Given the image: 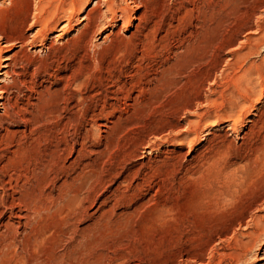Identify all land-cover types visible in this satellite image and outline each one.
Returning a JSON list of instances; mask_svg holds the SVG:
<instances>
[{
    "label": "rangeland",
    "instance_id": "1",
    "mask_svg": "<svg viewBox=\"0 0 264 264\" xmlns=\"http://www.w3.org/2000/svg\"><path fill=\"white\" fill-rule=\"evenodd\" d=\"M35 2L0 0L5 24L13 26L24 19L29 21ZM93 4L92 0L88 1L85 8ZM214 6L217 12L212 16L208 11V15L204 13L210 4L197 3L194 9L186 11L187 15L181 11L185 15L178 14L177 21H174L175 31L166 47L155 39L145 45L147 48L136 45L143 52L142 60L137 61L134 57L126 62L127 57L122 58L134 46L132 40L125 39L133 27L121 29L109 46L95 47L94 55L90 53L91 57L81 59L83 65L96 62L91 71L93 75L89 79L80 76L79 86L83 88L71 85V92L77 90L82 103L77 109L68 106L63 112L78 120L75 148L82 156H75L77 160L72 174H81V180H85L82 194L86 193L87 183L91 196V202L85 204L87 212L78 211L81 220L76 224L77 239L82 242L74 249L75 256L90 257L89 261L79 264H215L219 260L222 264H229L243 252L241 243L251 241L244 234L256 227L264 232V67L260 70L251 66V62L259 64L263 60L264 44L256 54L250 52L234 60L231 55L232 52H244L248 47L251 49L247 39L258 35L260 26L264 25V0H217ZM132 8L135 13L140 10ZM204 15L220 42H231L221 52L217 70L204 84L201 83L214 63L213 48L208 44L196 51L198 54L195 52L191 66L176 78L175 83L163 84L153 94L151 90L141 91V86L147 87L142 82L149 80L143 74L160 69L164 58L171 56V51H178L177 39L186 35L183 30L196 22L201 23ZM132 22L136 23V19L133 18ZM116 24L115 32L122 23L119 20ZM27 25L24 31L32 33L35 28L26 29ZM73 26L52 44L50 52L58 55L72 49L74 44L70 42L66 47L65 39L74 36L79 21H74ZM58 28L49 31L47 36L60 33ZM110 29L111 24L107 23V27L94 36L92 43L98 45ZM49 40L45 43L48 44ZM44 49L37 44L31 47L35 58L45 57L47 51ZM135 50L132 56L138 54ZM9 53L5 51L3 55ZM77 59L70 64L76 66ZM132 64L141 68L137 71L139 74L130 78L131 81L127 79L124 85L116 86L109 79L108 72L117 69L124 68L123 71L131 73ZM115 87L119 88L117 93ZM88 91L91 98H86ZM87 105L89 107L85 109ZM90 109L94 113L93 128L85 119ZM187 125L189 129L196 127V133H189L180 142L179 138H183L188 130ZM86 128L90 129L89 133L84 131ZM4 147L10 151L15 149L13 144L1 141L0 149ZM129 151H135L136 157L130 158ZM227 174L237 176L234 180ZM103 201L105 204L101 205ZM58 218L50 214L26 224L25 231H20L7 246L0 244V264H59L57 253L67 244V235L61 232L63 227ZM1 221L5 222L6 217ZM263 234L243 262L237 264H264ZM208 242V250L199 249ZM198 249L201 253L199 260L194 258ZM186 251L193 254L192 260H182L184 257L180 256Z\"/></svg>",
    "mask_w": 264,
    "mask_h": 264
},
{
    "label": "bare ground",
    "instance_id": "2",
    "mask_svg": "<svg viewBox=\"0 0 264 264\" xmlns=\"http://www.w3.org/2000/svg\"><path fill=\"white\" fill-rule=\"evenodd\" d=\"M88 1L91 0H36L31 19H29V21L24 19L21 22L19 21L20 23L18 22V24L13 26H7V23L5 24L2 16L3 12H1L3 9H0V99H2V101H0V132L2 131V133H0V142L6 141L9 144H13L15 148L11 151L6 150L5 147L4 149H0V244L7 246V244L12 242L14 237L20 231H25L24 225L32 223L33 221L40 218H47V216L51 214V216H56L57 218L59 217L58 221H60V224L63 227L61 232L64 235H67V244L64 246L62 251L57 253V259L60 261L59 264H73V260H76V264H79V262L82 263L89 261L90 258H85L84 256H75L76 254L74 252V249L82 242L81 240L77 239L79 232L77 230L76 224L81 220L78 215V211L81 210L83 214L87 212V209H85L87 205L86 203L87 201L91 202V196L89 197L88 195L90 190L87 183L85 188L86 193L84 195L82 194V191H84L82 189V184L85 183V180H81V174L77 176L72 174V170L76 165L77 160L75 156L79 158L81 155V151L75 148L77 144V133L79 132V129L76 127V121L78 120L77 118L75 119V116H72V114H63L64 110L68 106H70L71 109H77L81 102V96L79 95V92L75 89L73 92H71L70 87L73 85L79 86L80 76H85L84 78L89 79L92 74L91 71H93L96 66V62H94L93 65L89 63L83 65L81 59H88L91 57L90 53L94 55L95 51L93 50L95 47L106 45L109 46L114 41V37L119 35L121 29L133 27V30L129 32L125 39L129 41L132 40L134 42V46L132 47L131 51L129 50V54L123 55L122 58L127 57L126 62L128 60L130 61L132 58L134 59V57L136 60H142L141 57L144 58L143 52L138 50L136 45L147 48L145 45L155 39L160 44H162V46L164 45V47H166L167 42L170 40V37L173 36L172 33L176 28L174 21H177L179 13L182 14L181 11L186 13V11H191L194 9L197 3H202L210 4V8L205 9V15L207 14V11L211 14V16L214 12H217L215 11L216 7L214 6L217 4V0H92L94 3L93 6L90 8H85ZM132 7L140 9L139 12L135 13L136 10L133 11ZM163 9L164 12H162ZM83 11L84 13L80 15V13ZM187 14L189 13H186V15ZM182 15L185 14L183 13ZM205 15L202 21L199 20L201 23L198 24V22H196L194 25H190L183 30V33L185 32L186 35L177 39L178 45L176 49L178 51L172 52L170 50L171 56H168L167 54L168 57L164 58L160 69L143 74L144 78L147 77L149 80H145V83L142 82L143 84H146L147 87L144 85L141 86V91L151 90L153 94V92L156 93L159 91L158 89L161 87V85L166 84L167 86V84H170L169 82L171 81L175 83L176 78L181 74H184L183 72L191 66L193 60L192 57L195 52L199 49L202 50V48L207 47L208 44H211L213 48L212 54L214 56V63L212 64V69L210 72L205 74V78L201 83L204 84L211 77L212 73L217 70L221 52L226 46L230 45L231 42H220L217 32L213 29L214 27L212 28L209 25V20H206ZM133 18L136 19V23L132 22ZM119 20L121 21L122 25L115 32L113 31V28L117 27L116 21ZM74 21H79L80 26L75 29V33L73 34L74 36L72 38L69 37L70 39L67 41L65 39V45L70 42L74 44L72 49H67L65 52L63 51L59 54L56 52L58 55L50 52L49 50L51 49L52 44L62 37L61 35L67 33L69 29L74 27ZM107 23L111 24V29L109 32L104 36L98 45L92 43L94 36L103 31V29L107 27ZM26 25L28 26L26 29L32 27L35 28V30L32 33L25 32L24 29ZM57 26H59L58 30L60 33L55 36H47L48 32L57 29ZM216 28H218L217 25ZM47 39H50L48 44L45 43ZM247 40L249 44L251 43V49L248 47L244 52H232L231 55L233 60L237 59L243 54H249L251 52V55H253L259 52L258 48L264 44V25L260 26V32L258 35L256 34V36ZM35 44H37L38 47L45 48L44 51H49L48 53L46 52L44 55L45 57H40V54H38L40 55L38 58L33 56L31 47H34ZM14 47L17 48L14 49ZM66 47L68 46L66 45ZM134 50L138 54L132 56ZM231 50H234V48ZM5 51L10 53L8 55H3ZM39 51H41L40 48ZM77 56H79L78 59ZM76 59L77 67L73 64V66L70 64ZM252 65H254L253 67L260 68L261 70L264 67V58L259 64L251 62V66ZM140 68L141 66H133L132 64L130 68L132 71L131 73L125 72L122 70L124 68H121L108 72V76L116 86L118 84L124 85L127 82V79L129 80L131 77H133V75H135ZM257 68L256 70H258ZM111 81L110 84L112 83ZM79 87L83 88L82 85ZM119 88H121L120 85ZM119 88L115 87L114 89H116V91L114 89L113 90L117 93V89L119 91ZM89 91L86 94V98L92 97L90 96L91 94H89ZM115 92L113 94H115ZM82 96L85 97L84 95ZM123 96H126V94ZM123 99L125 100L124 97ZM116 100L119 101V98ZM131 104H133V102ZM126 105H128L127 102ZM113 106L115 107V105ZM88 107L89 105H87L85 109H88ZM92 110L93 109H90L89 116L85 118L87 125L91 127L93 124H95L93 123L94 113H92ZM76 111L79 114V111ZM79 116L77 117L79 118ZM237 121L238 119L235 120V122ZM10 123H12L13 126H10ZM108 127L110 126L108 125ZM89 130L90 129L87 128L84 129V131L87 133H89ZM196 130V127L190 129L188 127L185 135H182V137H184L179 138V141L183 142L189 133H196ZM81 135H83V133ZM141 140L144 141V139ZM79 146L81 147L82 145ZM82 149H84V147ZM132 150H134V148ZM129 152L127 154L130 156V158H133V156L136 157L135 151ZM131 174L133 173L131 172ZM227 175L229 177L233 176H230L229 174ZM133 176L135 177V174H133ZM133 176L132 178H134ZM236 176H233L234 180V177ZM128 181H130V179ZM225 190L227 191L229 189L226 188ZM231 191L232 190H230V193ZM228 192L229 191H227V193ZM103 204H105V201L101 202V205ZM4 216L6 217L5 222L1 221ZM239 222L240 220H238V223ZM11 232L14 234L12 233V235ZM263 233L264 232L261 230V228L259 229V227H256V229L253 231L244 234L247 235L249 239L251 238V241L247 240L241 243L244 247L243 252L241 255L238 254V258L234 259V261H231L230 263L228 261V263L237 264L239 261L243 262L249 250H252L254 247V244L261 241V236ZM176 237L178 238V236ZM208 246L209 242L208 244L205 243V245L201 246L199 249H206ZM187 251L184 252V256H180L184 257L182 260H192L193 254L191 253V255L190 253H187ZM194 254H196L194 258L199 260L201 256L200 251L198 254ZM134 258L135 257H133V259ZM179 260L181 261V259ZM215 264L222 263L219 260Z\"/></svg>",
    "mask_w": 264,
    "mask_h": 264
}]
</instances>
